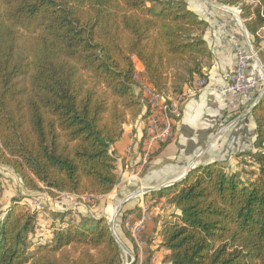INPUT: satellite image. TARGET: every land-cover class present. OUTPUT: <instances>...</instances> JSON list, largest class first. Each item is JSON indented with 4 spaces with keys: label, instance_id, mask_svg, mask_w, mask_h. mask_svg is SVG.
<instances>
[{
    "label": "trees",
    "instance_id": "16d2710c",
    "mask_svg": "<svg viewBox=\"0 0 264 264\" xmlns=\"http://www.w3.org/2000/svg\"><path fill=\"white\" fill-rule=\"evenodd\" d=\"M220 1L239 7L256 39L264 0ZM209 26L186 0H0V165L54 199L112 193L121 179L114 145L147 117L134 57L159 91H181L211 64ZM250 114L252 180L216 161L148 193L179 210L161 227L165 263L264 264V94ZM125 205L115 230L135 254ZM49 216L52 239L34 244L38 213L13 197L0 220V264L123 263L104 216L78 225L73 209Z\"/></svg>",
    "mask_w": 264,
    "mask_h": 264
},
{
    "label": "crops",
    "instance_id": "0c3cea01",
    "mask_svg": "<svg viewBox=\"0 0 264 264\" xmlns=\"http://www.w3.org/2000/svg\"><path fill=\"white\" fill-rule=\"evenodd\" d=\"M189 8L196 13L201 7L200 0H186ZM219 19H227V14L216 15ZM219 18V19H218ZM233 31L239 36V29L232 24ZM218 23L213 21L205 34V38L212 51V61L209 66L204 67V71L209 75V87L194 95L188 96L182 102V117L174 124V133L170 141L163 144L153 155L151 162L141 172L138 179L134 172H137V165L142 150V140L146 125L145 119L139 117L135 122L126 124L122 137L114 145L117 156V171L121 179L112 193L106 196L91 197L92 199L108 200L113 198L115 193L122 196L125 192L134 190L142 184L153 185L156 190L169 187L181 181L186 171L191 167L204 166L212 162H220L226 172L231 176H236L244 182L253 179L250 170L258 171L253 161L245 162L246 157H250L258 152L255 147L256 130L255 123L250 114L253 108L257 91L241 105L222 106L218 102L216 88L222 84L223 74L236 62V55L230 45L222 46L217 35ZM240 38V36H239ZM261 62L264 65V42L261 44ZM138 60V59H137ZM139 61V60H138ZM137 69L141 72L144 65L139 61ZM223 130L222 128L226 125ZM131 145V151H127V146ZM248 163V164H247ZM249 168H245V166ZM168 184V185H165ZM157 186H160L158 189ZM162 186V187H161ZM153 191V190H152ZM46 192H32L28 195L35 199H41ZM146 195L145 201H152L162 205L156 217L148 223L144 230L147 240L146 258L151 255L149 264H167L164 257L167 250L161 247L160 231L164 221L171 219L172 214L178 213L174 206L169 205L165 200L156 202ZM89 196L86 195H64L49 202V208L54 211L73 209L75 219L74 224H80V218L91 216L98 219L102 216L94 215L98 212L99 206L92 207L85 203ZM48 199V198H47ZM90 199V198H89ZM65 201V202H64ZM9 205V204H8ZM132 211H138L136 204L130 202L125 205ZM7 207L0 213V220ZM42 215H48L44 212ZM46 239H52V230H46L42 226L38 227ZM130 250V248H128ZM131 253H134L130 250Z\"/></svg>",
    "mask_w": 264,
    "mask_h": 264
},
{
    "label": "built area",
    "instance_id": "2783aa9c",
    "mask_svg": "<svg viewBox=\"0 0 264 264\" xmlns=\"http://www.w3.org/2000/svg\"><path fill=\"white\" fill-rule=\"evenodd\" d=\"M200 2L201 7L197 11V14L209 23L213 21L218 23L219 29L217 35L220 38V44L223 47L230 45L236 55L235 64L223 74L222 84L216 88L218 102L223 107L229 105L239 106L243 104L254 91H258L254 101V104H257L264 94V65L260 58L261 44L264 42V27L257 32L255 39L251 37L247 31L245 21L241 16L238 6H229L219 3L216 0H200ZM221 14H227V19L218 18L219 20L217 21L216 15ZM232 24H235V27L237 26L239 29L240 38L238 34L233 31ZM136 58L137 57H134V59ZM136 82L138 91H140L146 99L145 107L147 114L142 140V153L137 165V172H134V175L140 179L141 172H143L151 162L153 155L163 144L171 139L174 131V124L182 117L181 106L184 99L207 89L210 81L209 75L204 71L203 75L197 76L191 84L186 85L181 91L163 93L150 83L145 70L140 72L137 69ZM229 125L230 124H226L222 130ZM131 149V145H128L127 151L129 152ZM245 161L254 162V159L250 156L246 157ZM255 165L258 167V164L255 163ZM248 167V165L245 166V168ZM157 187L158 189L160 188V186ZM155 188L156 187L153 185L142 184L134 190L125 192L122 196L115 193L113 198L118 203L114 207L110 205L109 210L106 211V219L108 223L111 221L114 223L115 230V221L124 206L123 204L130 202L136 204L135 208H137L138 211L129 212L126 215L124 226L134 240L137 252L135 254L126 253L127 260L125 264H130L132 262L133 264H144L147 240L143 232L148 223H150L162 209L161 204L145 201L146 195L152 190H156ZM41 233H39L37 229L33 236L34 244L50 241V239H46ZM129 255L130 258L128 257Z\"/></svg>",
    "mask_w": 264,
    "mask_h": 264
},
{
    "label": "rangeland",
    "instance_id": "374dc122",
    "mask_svg": "<svg viewBox=\"0 0 264 264\" xmlns=\"http://www.w3.org/2000/svg\"><path fill=\"white\" fill-rule=\"evenodd\" d=\"M216 1L219 3H222L220 0H216ZM138 62L139 61L136 58L135 59L136 71H137V67H138ZM176 70H178V69L175 67L170 69V73H171L170 77L171 78H173V74L175 73ZM182 70L183 69L180 68L181 72H182ZM178 72H179V70H178ZM172 83L173 82L171 81V84ZM185 86L186 85H184V87ZM170 91H173V90L170 89ZM172 137H173V135H172ZM172 137H171V139H172ZM28 193H29V190L24 187V185L21 183L20 178L17 175L8 167L0 165V213L3 212L4 209L11 204L13 197L21 195L23 202L27 203L32 210L37 211V213H38V226H42L47 231L52 230V228H50L52 220L49 216L51 209L49 208L48 205H49V202L53 200V197H51L47 193L46 195L43 196V198L37 200L33 197H30L28 195ZM89 198L86 199L85 203H87L88 205L90 204L93 208L99 206L98 212L94 213V215L97 216V214H98L99 216H104L105 218H106V211L109 210V208H110L109 206L112 205L114 207L118 203L112 197L109 198L108 200L92 199L91 197H89ZM123 205H125V204H123ZM45 211L48 212V215L40 216ZM75 216L77 217L76 214H74V217ZM85 218H89V219H91V221L95 219V218H92L91 216H89V217L85 216ZM146 247H147V245H146ZM126 253H128V252H125V250L123 249V263L122 264H125V262L127 260ZM146 253H147V248H146ZM128 257L130 258V255Z\"/></svg>",
    "mask_w": 264,
    "mask_h": 264
},
{
    "label": "water",
    "instance_id": "95a60500",
    "mask_svg": "<svg viewBox=\"0 0 264 264\" xmlns=\"http://www.w3.org/2000/svg\"><path fill=\"white\" fill-rule=\"evenodd\" d=\"M255 106H256V104L253 105V107H255ZM196 168H198V167H196V166H191V167L186 171L185 175H184L180 180H182L183 178H185L189 173H191L192 171H194ZM177 182H178V181H177ZM109 226H110V229H111V231H112L113 236H114L115 239L118 241V243L120 244V246H121L126 252L132 254V253L130 252V250L128 249V247H127L126 245H124V243L118 238V236H117V234H116V232H115V230H114V223H113L112 221L109 222ZM130 264H133V262L130 263Z\"/></svg>",
    "mask_w": 264,
    "mask_h": 264
}]
</instances>
